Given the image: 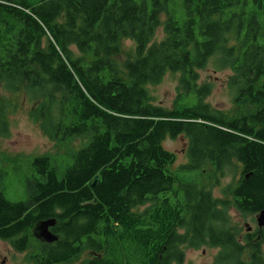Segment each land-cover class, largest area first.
I'll use <instances>...</instances> for the list:
<instances>
[{"label":"trees","instance_id":"16d2710c","mask_svg":"<svg viewBox=\"0 0 264 264\" xmlns=\"http://www.w3.org/2000/svg\"><path fill=\"white\" fill-rule=\"evenodd\" d=\"M171 1L177 5L0 0V84L7 93L29 95L31 117L57 146L84 140L65 166L55 156H35L19 200L6 196L0 165V240L24 251L29 235L35 247L29 262H45L30 228L56 218L55 229L72 234L65 245L73 247L79 234L81 251H100L96 262L153 264L158 192L196 181L209 165L225 174L237 160L242 176L227 190L234 207L242 213L264 208V0H180L182 21L169 11ZM160 27L165 35L156 41ZM123 40L134 45L119 62ZM210 62L233 72L230 84L240 101L233 117L205 103L211 85L199 84V71ZM169 72L180 74V86L167 108L155 102L150 87ZM192 92L204 96L194 108L184 101ZM2 99L5 137L14 104ZM179 135L188 138V162L175 170L176 154L164 143ZM205 199L189 213L207 215L217 228L231 205L219 202L225 211L217 212L209 195ZM147 201L152 206L145 212L134 210ZM228 246L226 257L239 256L240 243ZM256 261L264 264L261 252Z\"/></svg>","mask_w":264,"mask_h":264},{"label":"flooded vegetation","instance_id":"af4514ba","mask_svg":"<svg viewBox=\"0 0 264 264\" xmlns=\"http://www.w3.org/2000/svg\"><path fill=\"white\" fill-rule=\"evenodd\" d=\"M185 162V161H184ZM188 162V159L184 165ZM235 162L233 161V165ZM173 169H177L173 168ZM217 172L209 173L208 181H204L202 176L196 177L193 182H173L170 184L173 190L158 192L157 208L159 214V226L155 228V250L153 264H257V253L264 255V226L259 227L257 217L260 211L248 213V217L242 218V212L234 207L232 195L224 196L225 189L236 187L241 176L242 166L237 163L231 167L224 175L215 168ZM205 173V171H204ZM201 174V173H200ZM230 178L229 182L223 184L224 178ZM206 179V177L204 178ZM205 195H209L212 204H216L215 211L224 212L225 209L219 207L226 201L230 204V209H226L227 215L221 219L217 228L211 229L212 225L206 222L207 215H192L189 212L193 209L199 211L202 203L206 202ZM189 196V197H188ZM221 196V198H219ZM179 202V203H178ZM152 205L149 201L141 206H135V211L145 212ZM238 213V217H233ZM60 213V210L57 211ZM144 214H140L142 216ZM251 217V220L247 218ZM52 219V218H50ZM56 223L49 227V230L57 236L51 242L39 238V232L31 229V234L36 239L37 249L44 254L43 264H103L96 262L100 258V251L92 248L81 251V239L78 234L74 239V246H66L71 239L66 240V235H72L69 231L55 229ZM214 227V226H213ZM129 230H125L126 234ZM231 235V236H229ZM259 240L262 241L260 245ZM241 244L239 256H225V251L230 243ZM33 242L28 235L24 251H17L13 248L12 254L17 258L21 257L20 264H33L27 260L34 251ZM210 255L211 260H206ZM33 257V254H32ZM5 264V261L3 262Z\"/></svg>","mask_w":264,"mask_h":264},{"label":"rangeland","instance_id":"374dc122","mask_svg":"<svg viewBox=\"0 0 264 264\" xmlns=\"http://www.w3.org/2000/svg\"><path fill=\"white\" fill-rule=\"evenodd\" d=\"M171 1L169 4V11L175 14L178 20H183L186 17L185 9L179 5L180 0ZM166 13L162 14V20L167 19ZM164 29L160 27L157 30L155 40L164 38ZM134 43L131 40H123V53L118 57L119 62H124L127 57V52L132 49ZM77 52V49L74 47ZM78 54V53H77ZM232 71L228 68H219L210 62L209 65L199 71V84L209 82L211 91L205 96V103L209 104L217 111H222L228 114L229 117L235 116L240 109V101L235 98L236 91L231 86ZM179 73L169 72L158 83L150 87L151 94L155 98V102L164 107L170 108L177 97L178 88L180 86ZM6 89L0 84V100L3 101V96L9 97L11 102L8 108L7 121L9 127L8 136H0V165L6 171L3 187L5 194L12 200L22 199L24 193V180L26 175L32 170V160L38 155H51L57 157L58 161H63L64 166L72 161L71 150H78L83 142L80 138L68 146H57L58 143L52 140L51 137L44 133L41 123L35 121L31 117L33 103L30 101L29 95L26 92L21 93H7ZM199 97H204L203 93L192 92L186 95L184 101L192 108L198 102ZM245 110V107H242ZM188 145V138L185 135H179L175 138L168 137L165 140L164 146L166 149L171 150L176 154V162L173 168L185 163L187 161L186 148ZM185 161V162H184ZM235 167L237 160H234ZM64 166L60 165L59 171L64 170ZM228 167V168H231ZM204 168V167H203ZM213 166H208L207 170L204 168L201 171V176L204 181H208V175ZM205 171V173H204ZM217 172V171H216ZM32 174V173H31ZM222 176L225 177L222 173ZM99 177V176H97ZM206 177V179H204ZM230 178H224L223 184L229 182ZM96 181V179H95ZM26 182V181H25ZM123 193V192H122ZM227 189L224 190V196H228ZM221 198V196H219ZM230 209V208H228ZM227 212V211H226ZM231 215L235 218L238 213L233 215V210L230 211ZM115 214V213H114ZM117 214V212H116ZM228 214V213H227ZM242 218L248 217V213H242ZM208 218L206 219V221ZM251 220V217L247 218ZM43 221V220H42ZM80 239L82 238L79 236ZM13 247L8 242L0 240V264H20L21 257L17 258L12 254ZM263 254V253H262ZM206 260H211L208 255ZM212 259L211 261H213Z\"/></svg>","mask_w":264,"mask_h":264},{"label":"water","instance_id":"95a60500","mask_svg":"<svg viewBox=\"0 0 264 264\" xmlns=\"http://www.w3.org/2000/svg\"><path fill=\"white\" fill-rule=\"evenodd\" d=\"M248 177V175H247ZM99 177H96V180H98ZM258 225L260 227L264 226V208L260 211L258 218ZM55 222V220H43L41 222H39L37 224V226L35 227V232H39V234L37 235L39 238L51 242L53 240L56 239V237L54 235L51 234V232L49 231V227L51 225H53Z\"/></svg>","mask_w":264,"mask_h":264},{"label":"bare ground","instance_id":"6f19581e","mask_svg":"<svg viewBox=\"0 0 264 264\" xmlns=\"http://www.w3.org/2000/svg\"><path fill=\"white\" fill-rule=\"evenodd\" d=\"M36 226H37V225H36ZM36 226H35V227H36Z\"/></svg>","mask_w":264,"mask_h":264}]
</instances>
